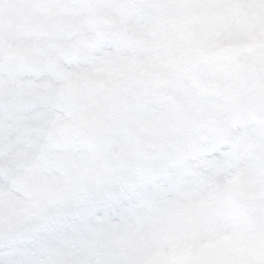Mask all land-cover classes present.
<instances>
[{
    "label": "snow or ice",
    "instance_id": "6c2138e0",
    "mask_svg": "<svg viewBox=\"0 0 264 264\" xmlns=\"http://www.w3.org/2000/svg\"><path fill=\"white\" fill-rule=\"evenodd\" d=\"M0 264H264V0H0Z\"/></svg>",
    "mask_w": 264,
    "mask_h": 264
}]
</instances>
